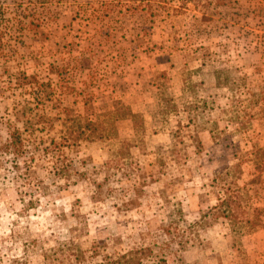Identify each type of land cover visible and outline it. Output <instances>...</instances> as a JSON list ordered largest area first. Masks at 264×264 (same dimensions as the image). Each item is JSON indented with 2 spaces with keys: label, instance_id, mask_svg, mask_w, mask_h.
Here are the masks:
<instances>
[{
  "label": "rangeland",
  "instance_id": "1",
  "mask_svg": "<svg viewBox=\"0 0 264 264\" xmlns=\"http://www.w3.org/2000/svg\"><path fill=\"white\" fill-rule=\"evenodd\" d=\"M0 1V264H264V0Z\"/></svg>",
  "mask_w": 264,
  "mask_h": 264
},
{
  "label": "trees",
  "instance_id": "2",
  "mask_svg": "<svg viewBox=\"0 0 264 264\" xmlns=\"http://www.w3.org/2000/svg\"><path fill=\"white\" fill-rule=\"evenodd\" d=\"M14 6L16 8V16L12 19L13 26H15V29L20 32V33H25L27 31H32V22L34 21V13L36 11V6L34 5L33 0H14ZM29 13H32L31 15ZM152 13V11H151ZM30 15V16H29ZM12 28L11 24V18L7 16V9L6 6L3 4V2L0 1V56L1 54L5 51L4 45L5 41L3 39L4 34L3 33H8V30ZM108 115V112L104 114V118L102 120H86L85 126L86 128L84 129L83 136L85 139H92L93 137L101 138L102 133L99 132L100 126H102L106 122V116ZM111 125V123H109ZM90 128V129H89ZM87 129V130H86ZM113 131L115 129V126L112 125L111 128ZM25 133V134H24ZM27 131L24 130L23 132L17 128H12V130L9 131V140L8 143L4 145V148L7 149L10 146H18L22 144L25 140L28 134H26ZM124 145V143H123ZM19 166L17 165V168ZM227 169V168H226ZM232 169V168H229ZM233 169L236 174L241 173V167L238 163L234 164ZM232 169V170H233ZM65 170V168H64ZM36 199V198H35ZM218 202L219 198L217 197ZM223 202V200H222ZM33 200L30 199L28 204H32ZM219 204H216L213 206L211 209L213 211H216L214 215L216 218L220 217L222 215V212L220 208H218ZM219 209V210H218ZM201 216L199 224L205 225L206 222L202 220ZM104 244V242H101ZM145 250L144 249H131L127 250L121 254H119L116 257H111L109 254H104L103 257L101 258V262L98 264H141L143 255ZM75 262L78 264H84L85 263V254L84 252H77L74 254Z\"/></svg>",
  "mask_w": 264,
  "mask_h": 264
}]
</instances>
